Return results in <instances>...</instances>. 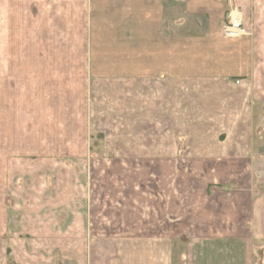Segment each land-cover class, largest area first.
I'll use <instances>...</instances> for the list:
<instances>
[{"label": "crops", "instance_id": "0c3cea01", "mask_svg": "<svg viewBox=\"0 0 264 264\" xmlns=\"http://www.w3.org/2000/svg\"><path fill=\"white\" fill-rule=\"evenodd\" d=\"M136 1L0 0V264L18 208H38L32 238L55 193L71 213L56 173L70 160L90 164L79 235L93 264H264V0L237 2L250 34L220 74L173 65L168 26L151 8L136 26ZM110 158L142 160L144 178Z\"/></svg>", "mask_w": 264, "mask_h": 264}, {"label": "rangeland", "instance_id": "374dc122", "mask_svg": "<svg viewBox=\"0 0 264 264\" xmlns=\"http://www.w3.org/2000/svg\"><path fill=\"white\" fill-rule=\"evenodd\" d=\"M237 2L239 5V0H137L134 4L137 16L136 26L143 25V12H147L151 8L152 26H168L169 61L176 58L173 65L180 63L183 64L185 71L196 70V72L205 74L230 72L233 71L234 67L240 65L237 63L239 55L233 54L239 48L236 49L232 46V42L237 38H226L223 35V26L227 22L228 14L231 11H236L235 13L239 14L237 11L239 8H236L238 6ZM104 6L110 8L112 0H105ZM120 6L126 9L128 5L124 2ZM105 16L108 20L110 19L111 24L112 15L110 11L107 12L105 9ZM125 17L127 21V16ZM202 28L205 30H202ZM111 32V29H109L108 34L110 35ZM171 44L174 46H171ZM248 65L247 63H241V67ZM91 141L92 155L101 154L105 149L103 133L95 132L91 134ZM70 161L68 164L69 169L63 166L60 171L56 170V173L62 184H64V179L66 180L65 183L70 180L72 191L68 196L71 198L70 201L72 200L71 213L64 214V200H59V195L62 193H55L57 201L55 206L48 208L49 213H52L49 214V220L46 215H38L40 220L44 218L49 221V227L44 232V238H32L33 223L31 222L32 218L37 216L35 214L38 208L30 206L18 208V212L14 216H18L19 224L23 226H20L22 231L19 236L13 233L11 238L8 239L7 264H93L94 256L92 257L90 243H88L90 239L81 238L79 235V232L83 230L81 227L83 222L82 224L80 222L85 219V215H81L80 212L85 211L86 195L84 185L91 175L90 164L83 163L82 165L80 160ZM95 161L101 164V161L105 160ZM107 161L103 164L106 165L107 162V166H110L111 161L119 162L120 167L124 169V171H120L119 176L125 182L126 178L130 176L127 171V165L130 161L133 164L132 166L136 168L135 174L131 177L135 178L136 181L144 178L143 171H141L143 169L142 160H112L110 158ZM50 173L49 175H51ZM68 196L66 197L67 201ZM65 210H68V208ZM69 230L71 233L68 232ZM55 231L57 232L55 234L58 235L54 234ZM63 231L66 233H63ZM257 241L256 263H259L262 258L261 249L264 248V239ZM110 245L111 241H105L104 247L106 249L111 250L112 245ZM99 256L95 261H100ZM103 259L104 263L111 264L113 255L108 252Z\"/></svg>", "mask_w": 264, "mask_h": 264}, {"label": "built area", "instance_id": "2783aa9c", "mask_svg": "<svg viewBox=\"0 0 264 264\" xmlns=\"http://www.w3.org/2000/svg\"><path fill=\"white\" fill-rule=\"evenodd\" d=\"M231 11L228 14V20L223 26V35L226 38H238L250 34L248 28L244 25L240 14Z\"/></svg>", "mask_w": 264, "mask_h": 264}]
</instances>
